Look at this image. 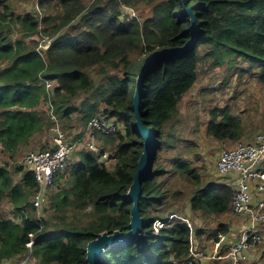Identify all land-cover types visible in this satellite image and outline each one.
Here are the masks:
<instances>
[{
	"label": "trees",
	"instance_id": "16d2710c",
	"mask_svg": "<svg viewBox=\"0 0 264 264\" xmlns=\"http://www.w3.org/2000/svg\"><path fill=\"white\" fill-rule=\"evenodd\" d=\"M5 4L0 0L4 6L0 8V62L8 60V65L0 67V144L4 150L14 151L30 143L50 123V117L46 121V113L39 110L45 99L49 111L64 120L71 112H80L83 127L93 117L106 115L125 126L124 131L113 132L119 141L113 156L110 154L117 159L115 166L107 167L101 153L81 151L79 162L59 173L39 221L31 201L37 189L34 173L25 171L22 178L15 179L7 166H0V207L10 201L15 212L12 217L0 216V263L14 258L20 261L29 253L27 243L33 239L30 254L37 259L35 264H87V245L96 234L129 230L132 203L123 194L133 182L144 148L134 125L137 79L150 55L181 49L193 40L188 51L160 58L141 80L142 105L147 110L143 119L156 128L159 143L139 206L150 223L131 244L109 249L102 264H200V259L189 263L193 238L207 233L200 226L194 229L188 221L175 217L154 232L157 220L171 215L160 213L167 194L160 193L161 185L156 183L164 170L158 153L178 143L177 135L167 129L196 84L202 60L216 64L230 56L240 57L248 66L236 69L256 74L264 84V0H60L59 4L57 0H38L32 7L37 16L42 14L41 19L30 11L17 15ZM142 5L150 7L147 12L140 9ZM187 7H193L196 17V38ZM123 8L127 13L122 14ZM12 21L26 30L16 41L8 35ZM35 34L53 38L46 56L37 50L38 42L26 40ZM95 68L99 81L91 74ZM52 79L58 85L49 93L46 85ZM80 94L86 97L76 104ZM211 115L209 133L221 141H240L245 133L243 121L229 107H217ZM172 161L177 171L192 174L198 184L189 200L193 212L233 211L236 188L226 183L228 179L219 185H200L201 175L190 167L191 162L180 157ZM50 217L57 221L50 223ZM230 231L229 224L220 223L210 237L217 242L219 234ZM260 231L264 232L263 227Z\"/></svg>",
	"mask_w": 264,
	"mask_h": 264
},
{
	"label": "rangeland",
	"instance_id": "374dc122",
	"mask_svg": "<svg viewBox=\"0 0 264 264\" xmlns=\"http://www.w3.org/2000/svg\"><path fill=\"white\" fill-rule=\"evenodd\" d=\"M2 1L3 3L9 4L17 15H21L27 11H30L33 13V15L37 16L36 10L32 7L35 6L37 0ZM84 1L91 2L92 0ZM0 8H4V6L2 5ZM148 8L150 7L145 5L140 7L143 12H147ZM121 11L122 14L127 13L126 8H123ZM134 15L135 12H132L131 17ZM37 17L39 19L42 18L41 15ZM12 22L14 23L10 28V34L8 35L10 39L16 41L23 36V33H25L26 30L21 23L15 21ZM68 28L69 27L62 29V32L60 33L62 34ZM52 39V37H48L47 35L43 34L30 35L26 38L27 41L32 40L34 42H38L37 50L43 56L47 55V51L50 48V42ZM203 53L204 51L202 52V55ZM45 60H47V58H45ZM5 65H8V60H3L0 62V67ZM236 66L247 67L248 62L243 61L240 57L234 59L232 56L224 58L216 64H213V61L210 59L205 61L202 60L199 68V78L196 84L182 100L177 119L175 121L173 120L168 127L170 129H167V131L177 135L178 143L177 145L171 147H164L162 150H159L158 153L160 165L164 170H161L156 183L161 185L159 192L167 194V198L165 199L166 202L161 206L160 213L163 215H177L178 213H184V216L187 218L180 216L177 218L188 221L190 225L194 227V229L197 226H202L208 230L211 229V232H213L215 227H218V218L224 216L225 214H230L231 212L212 215H200L199 213L193 212L190 208L189 200L191 194L198 188V184H196L195 178L192 176V174L188 173L187 175V173L182 174L177 171L172 159L174 157L175 159L180 157L181 159L191 162V165L189 164L190 167L201 175L200 185H203L205 182H219L221 180L220 176L228 180L237 179L240 177V173L237 171L227 174L219 173L217 164L220 154L227 148L237 146L243 140L251 141L255 139L257 135L264 134V84H262L258 78L255 77L256 74H252L249 71L244 72L243 70L240 73V71L236 69ZM91 74L96 81H99L100 76H98V69H93ZM57 85V79L48 80L46 89L49 93H52L53 88ZM83 97H86V95L80 94L79 99H77L75 103L79 104L81 102V98ZM44 102H46V99ZM40 107L39 109L44 110L41 105ZM217 107H229L232 115H236L237 118L243 120L245 134L241 137L239 142H233L231 139L221 141L220 139H217L212 133L208 132L209 123L212 119L211 113L213 109ZM45 117L46 121L50 117V123L46 124L41 131L37 132L33 136L30 143L26 145H20L14 151L4 150L3 145H0V166L4 165L11 168L19 167L21 165L26 166L24 164V160L26 159L27 155L30 153H41L52 149L56 143L57 137H61L67 146H74L69 164L59 173H62V171H65L66 173L72 164L79 162L81 151L83 150L101 153L103 155L102 161H104L107 167L112 169L113 166H115L117 159L111 158V155L113 156V151L116 149L114 147L119 142L118 138L115 136L116 134L106 133L101 128H95L92 137L91 131L86 132L88 129V124L85 127L81 126L80 121L82 116L80 112L77 111L71 112L70 116L66 118L67 120H64L63 118L49 111L48 108ZM106 117L108 119L117 121L116 117H109L108 115H106ZM124 126V123L120 121L118 123L117 130L124 131ZM83 131L86 133L82 134ZM87 142H92L95 150L91 149ZM109 157L111 159H109ZM258 160L255 163V170L264 171V167H261V162L264 161V156H261ZM153 165H155V162ZM15 169L17 170V168ZM59 173L55 175L56 179L54 178V183L55 180L58 179ZM64 175L68 176L66 174ZM63 181L64 179L62 178L61 182ZM56 184L57 185H55V189L58 190L60 185H58V183ZM53 187L54 184L51 187V191ZM261 197L262 195H256V198L258 199ZM9 204L10 201H6L1 206V210L8 209L7 207ZM47 208L48 207H45L44 209ZM90 210L91 207L89 211ZM11 213L10 215L12 217L15 212L11 210ZM231 214L234 215L235 218L238 217V219H240L241 216L246 217V225L249 222L250 216L248 214L234 212ZM69 216L70 215H67V217ZM49 219L50 223L57 221L56 217H50ZM70 220L71 218H68L67 221ZM87 220L88 218L85 217L84 221ZM214 222L215 225H213ZM263 226L264 223L259 225V227ZM154 232H156V229ZM32 235L34 236V234H30V236L33 238ZM228 237V234H219V240H217L215 245L219 247L222 244V238L225 242H227L226 238ZM236 241L237 240L228 242V244H222V246L226 248L228 246L227 252L224 255L213 253L205 255L206 257L204 258L212 261L219 259L228 260V258L225 256L228 254L231 246ZM33 244L34 241L31 239L27 245V247L30 248V251L23 258H21L20 261H17L16 258L9 261H12V264H27L29 260L33 261L32 264L37 263V259L35 257H31L30 254L32 252ZM199 245L200 248L198 249H201L200 251L205 252L202 249L203 246L200 242ZM260 245L261 243L253 247L248 253V259L243 261L241 264H247L251 257V251L255 250L256 247H261ZM194 253L199 252L196 249H193L190 255H193ZM213 255H215V257H212ZM9 261H5V264H11ZM103 261L104 260L102 259L99 264H102Z\"/></svg>",
	"mask_w": 264,
	"mask_h": 264
},
{
	"label": "built area",
	"instance_id": "2783aa9c",
	"mask_svg": "<svg viewBox=\"0 0 264 264\" xmlns=\"http://www.w3.org/2000/svg\"><path fill=\"white\" fill-rule=\"evenodd\" d=\"M37 10L40 12L39 8ZM40 15L42 16V14ZM95 128H101L106 133H113L117 131L118 125L116 121L108 119L106 116H96L88 123L86 132L91 131L93 137ZM86 132L84 131V133ZM87 144L91 149H94L92 142H87ZM73 149L74 146H67L61 137H57L52 149L41 153H30L24 160L28 169L33 163L36 165L33 173L37 182V189L32 201L36 210L35 219L37 221L42 219L44 216L43 209L50 203V191L54 184L55 175L67 167ZM261 156H264V134L257 135L251 141L243 140L237 146L223 150L219 157L217 169L220 174L233 171L240 173L239 178L226 181L236 188L232 202L233 212L250 216L249 222L242 230L240 237L225 256L228 258L227 264H241L248 259L249 251L264 240V233L260 231L259 227L260 224L264 223V171L255 170V163ZM256 195H262V197L257 199ZM175 217H178V214H171L168 219H158L155 227L156 232L159 231V227L167 224L166 221L169 222ZM198 252L190 255L189 263L204 259L205 255H208L202 251Z\"/></svg>",
	"mask_w": 264,
	"mask_h": 264
},
{
	"label": "water",
	"instance_id": "95a60500",
	"mask_svg": "<svg viewBox=\"0 0 264 264\" xmlns=\"http://www.w3.org/2000/svg\"><path fill=\"white\" fill-rule=\"evenodd\" d=\"M185 11L191 16V29L193 31V37L196 38L198 24L196 23L193 7H187L185 8ZM192 42L193 40H191L188 45L181 49H168L155 52L150 55L147 58L144 70L137 79V87L133 99L136 115L134 125L135 130L143 140L144 148L138 160L133 182L128 191L123 194V198L128 199L132 203L131 221L128 225L129 230H115L113 233L103 231L96 234V237L92 239L87 245V264H99L102 259L104 260L106 252L109 249H112L118 245L131 244L140 236L143 229L150 223V220L145 219L140 213L139 206L143 195L142 186L147 175L153 171L155 153L159 147V143L157 141L156 128L145 123L143 119V116L146 115L147 110H144L142 105L143 90L141 87V80L148 70L152 69L160 58L166 55L178 54L188 51L191 48ZM35 168L36 165L33 163L28 170L34 172Z\"/></svg>",
	"mask_w": 264,
	"mask_h": 264
},
{
	"label": "crops",
	"instance_id": "0c3cea01",
	"mask_svg": "<svg viewBox=\"0 0 264 264\" xmlns=\"http://www.w3.org/2000/svg\"><path fill=\"white\" fill-rule=\"evenodd\" d=\"M57 2H60V0H57ZM41 106L44 108V110L43 109H39V110L41 112H45L46 113V111L48 109L47 103L44 102V103L41 104ZM234 116H236V115H234ZM219 120H221V118H219ZM243 128H244V125H243ZM244 131H245V129H244ZM261 163H262V165H264V161L261 162ZM262 165H261V167H264ZM8 168H9V170L11 172V175L15 179L16 178H18V179L22 178L23 177V173L25 171H28L27 170L28 167L24 166V165H21L19 167H12V168L8 167ZM15 168H17V170ZM19 168H24V171L20 170ZM221 180L224 181L226 179L222 178ZM222 183H224V182H222ZM215 184L219 185L218 182H215ZM257 199H255V200H257ZM31 201H32V199H31ZM9 206L7 207L8 209H2V210H1V207H0V216L11 217V215H10L11 210L14 211V209H13V206H12L11 203L9 204ZM231 213H233V211ZM231 213L230 214H225L224 216L218 218L219 219L218 224L223 223V224H229L231 226V231H230V233H228L229 237L226 238L227 242H225L223 240V238H222V244H228V242H233L234 240H237V238L240 237V234H241L242 230L245 228V225H246V217L241 216L240 219H238V217L235 218V216L232 215ZM213 225H215V222H214ZM200 227L202 229H204L205 231H207V233H206L205 236L199 237L198 238L199 240L198 239L195 240L193 238V240H194L193 249H196L197 251H200L201 249H198V248H200V245H199V242H200L202 244V246H203L202 249L205 251L204 253H206L208 255L209 254H213V253H218L220 255H224L227 252L228 246L226 248V247L222 246V244H221L219 247H217L215 245L216 242L213 241L214 238L210 237L211 235H213V232H211V229L208 230L206 228H203L202 226H200ZM263 231H264V226H263ZM260 246L261 247H259V248L256 247L255 250L251 251V257H250V260H249V262L247 264H264V259H263L264 258V240H263V242L261 243ZM5 263L6 262L4 261L3 263H0V264H5ZM215 263L216 264H225V263H227V260L219 259V260H216V261H212V260L205 259V258L204 259H200V264H215Z\"/></svg>",
	"mask_w": 264,
	"mask_h": 264
},
{
	"label": "clouds",
	"instance_id": "9594fccd",
	"mask_svg": "<svg viewBox=\"0 0 264 264\" xmlns=\"http://www.w3.org/2000/svg\"><path fill=\"white\" fill-rule=\"evenodd\" d=\"M158 233V232H157ZM34 237V236H33ZM33 240V239H32Z\"/></svg>",
	"mask_w": 264,
	"mask_h": 264
}]
</instances>
